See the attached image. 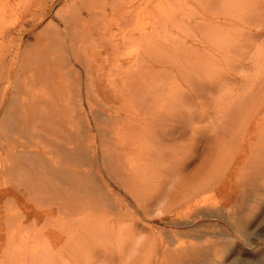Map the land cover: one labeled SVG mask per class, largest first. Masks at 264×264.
<instances>
[{
    "label": "bare ground",
    "instance_id": "bare-ground-1",
    "mask_svg": "<svg viewBox=\"0 0 264 264\" xmlns=\"http://www.w3.org/2000/svg\"><path fill=\"white\" fill-rule=\"evenodd\" d=\"M43 1L44 5L53 2V0H36L30 13H26V15H31V18L24 15V20L29 19L28 22L32 27L37 28L42 23L43 14L49 12L45 6H42L45 8L37 7L42 5ZM173 1L175 0H144V6L138 0H100V5L95 1H89L88 5L86 4L90 13L89 18L82 15L81 8L74 10L73 14L70 13L72 14L70 19L64 18L65 24L68 22V26L74 31L78 27L82 28L75 32V35L73 30V33L69 31L63 33L56 26L48 29V25L36 33L37 41L32 40L33 42L29 44H25L22 39L25 32L21 31L23 37L20 35L18 38L14 35L19 30L18 28H7V26L2 29L0 26V38H7L9 41L3 47L0 45V85H2L0 87V183L7 184L5 189L0 188V202L5 199L7 204V207L0 204V233H4L16 225H22L26 229L35 227L33 230L36 240L34 241L38 250L30 258L31 263L72 264L80 262L83 259L82 253L86 254L92 249L93 252L94 250H107L104 239H108L109 233L115 235H117L116 231L121 233L123 229L121 223L125 225L129 221L124 226L125 230L129 228L132 231L137 228L136 211L130 207L124 197L114 193L106 181L102 180V183L97 184L94 180L95 184L91 183L92 171L86 170L87 168L85 171H81L77 167L80 166L81 161L80 154L78 155V145L87 151V156L91 157V160L94 155L91 148V119L83 107L84 96L88 97L89 92H92L93 89L104 92L107 91L110 84L113 86L117 80L123 79L127 83L130 82L122 87L121 94L118 93L121 96L120 99L114 100L111 104L107 103V105L100 102L103 105L100 104L94 108L97 121L93 126L102 132L100 138L102 153L108 159V162H105L107 166L105 168L104 165V168L109 170L110 175L128 190L130 197L146 213H149L152 205L149 207V204L144 200L149 199L153 202L154 198L152 197L156 196L158 189V186H154L156 173L150 170L159 164L170 171L171 166L183 163V157L179 158L171 144L166 142L169 140H167L168 134L175 131L180 126V122L186 120L184 118L188 116L192 119V124L189 123L194 129L195 122L202 121L203 116L210 114L206 105L209 108L210 99L218 91L232 95L236 94L234 92L236 88L241 87L239 83L242 84V87L247 86L245 94L240 95L237 92V99L229 101L232 106L235 104V107L239 108V115L237 113L233 115L234 113L231 112L229 114V110L225 109L228 112H225L223 117L221 116L223 120L218 122V124L222 122L220 125L222 133H219L221 131L215 133V137L222 136L221 139H224V142L228 141L227 144H231L230 147L234 148L232 143H235L244 133L246 134L252 125L257 124L259 115L264 112V74L254 77L251 86L249 85L252 80L245 77L241 82L239 80L236 85L230 82L223 84L221 80L235 79V77H233L232 71L223 72L219 76V70L211 60V58L222 60L230 52L240 51L239 44L234 42L236 36L231 31L232 25L230 24H233L235 20L231 16H235L239 12L243 13L244 9H246L244 12H247V8L243 6L241 7L243 10L236 9L239 12L236 10L235 12L232 7L231 13L227 7L229 12H224V17L229 21L222 25L218 23L219 20L215 15L216 17H208L209 21L206 24V20H202L204 15L198 13L191 15L192 17H189V14L173 17L171 14L169 15ZM219 1L217 0V3ZM224 1L221 0L222 3ZM248 1L252 5L251 0ZM212 2L215 4V0H200L199 6L212 5ZM6 3L13 4L12 0H6ZM233 4L234 2L231 3V5ZM35 7L38 9H34ZM143 7L149 11L156 10V15H146L144 12L148 11ZM195 7L197 6H190L189 10L191 8L198 11L194 9ZM99 8H102L103 11H99ZM108 8L114 9L113 11L119 13V16L122 12L123 16L121 18L116 15L119 18L112 19L115 25L110 24L109 20L100 25L98 16L108 14ZM182 8L187 9L188 7ZM133 12H136L137 15L130 19ZM197 16L201 18L190 30L198 43L187 44V40L184 39L179 44L182 37L174 36V31L167 29L168 24L174 23V26L179 28L182 23L186 21L190 23ZM213 18H216V21H213ZM221 26L222 31L219 28ZM181 29L183 28L181 27ZM217 31L218 33H216ZM253 35L259 37L262 35V31L259 30ZM199 36L202 37L199 39ZM224 37L229 38L232 43L234 42L235 49L216 47ZM238 37L240 36L238 35L237 39ZM245 37L247 36L243 35V39H246ZM45 38H47L46 41ZM135 38L147 41V44L151 45L153 49L151 55L148 54L149 56L142 61L141 65L139 64L140 56L142 58L145 56L138 55L139 53L130 55L133 53L126 52L124 54L127 55H115L120 45L130 39L135 40ZM91 41H95L96 45H92ZM192 41L194 40L192 39ZM55 46L66 50L64 59L52 55V49ZM246 47L244 53L251 49L249 46ZM126 49L128 50V48ZM199 54L200 57L197 58L196 56ZM262 55H264V48L262 54L257 57ZM72 59L82 63L84 75L73 66ZM126 61L130 64L126 65ZM34 64L37 66H33ZM25 67L27 69L29 67L31 72L26 73L25 69L21 70ZM121 68L124 72H122L123 70L120 72ZM175 71H180V73ZM66 74L72 75L73 80L70 84L78 91L75 93L77 99L80 100V103L77 100L79 103L77 109L71 102L72 98L67 97L69 93L62 90L67 81L64 80ZM166 84H169L167 92L164 91ZM44 87L50 93H40ZM117 87L119 88V86ZM39 90L41 91L39 92ZM105 93L102 94L105 95ZM151 97L153 98L152 102L147 104L146 102ZM102 99L103 97L100 100ZM229 102L226 101L224 104ZM227 108L229 109V107ZM78 109V113L81 115L80 120H83L80 130L74 124L77 120L75 113ZM231 111L233 112V110ZM79 134L83 136L86 144L83 143V140L82 143L81 141L79 143L77 139ZM257 148L262 149L261 145ZM224 151L227 154L230 153L228 152L230 150L226 151L225 149ZM220 152L222 153V151ZM218 153L217 149L209 150L211 157L214 159L216 157V160L221 158ZM2 159L7 160V163L2 164ZM222 159L226 160H221L220 166L226 164L225 167L228 166V162H233V160L239 162L237 156L230 157L229 155ZM209 162L211 161L209 160ZM178 165L177 169L180 167ZM217 166L215 167L217 168ZM252 168L253 171H257L261 175L264 173L263 162L255 163ZM205 174L207 175L206 172ZM178 177L180 176L178 175ZM194 181L191 182L194 183ZM196 184L193 185L194 188H196ZM188 186L186 185L185 188ZM183 193L179 190L175 191L174 199H179ZM165 195H168V192ZM19 199L23 200L26 207L23 210L18 202ZM151 202L150 204H152ZM174 202L177 203V201ZM29 207L31 209H27ZM54 208L60 213L58 220L51 217ZM175 208L178 209V206ZM43 216L49 219L45 227L39 225V220ZM92 232H98L96 234L98 236L90 238ZM26 236L25 243L33 240L32 230L28 229ZM52 245L57 246L58 249L49 253L48 250ZM22 247L23 244L18 241L0 240L1 251L5 255H11V253L21 250ZM112 255L114 254L112 253ZM129 258L126 260L129 261ZM84 260L86 259L84 258ZM99 260H103V263L109 262L106 257H100L97 261ZM134 261L136 262L135 259Z\"/></svg>",
    "mask_w": 264,
    "mask_h": 264
},
{
    "label": "rangeland",
    "instance_id": "rangeland-1",
    "mask_svg": "<svg viewBox=\"0 0 264 264\" xmlns=\"http://www.w3.org/2000/svg\"><path fill=\"white\" fill-rule=\"evenodd\" d=\"M35 1L36 0H12L13 4L10 3V5H8L6 3V0H0V26L2 27V29L6 28L7 26V28H18L19 30L14 33L15 37L18 38L20 37V35L21 37H23L22 33H20L21 31L25 32L26 34L22 38L24 39L25 44L37 41L35 37L36 33L41 31L43 28L45 29V27H47L48 25V29L55 28L56 26L60 30V32L65 33V31H69L70 33L74 32L75 35V32L80 31L82 28L78 27L74 31V29L68 26V22L65 24L64 18L70 19V16L73 14L74 10H79V8L82 9V15L85 18H89L90 13L86 8V4L88 5L87 2L95 1L97 2L96 4L100 5V0H53V2H50L51 4L48 3V5H44L43 1V4L37 7H46L49 12L47 13L48 15L45 13L43 14L42 23L37 28H35V26L32 27L29 24V19H26L27 21L24 20L25 16L31 18V15H26V13H30L31 9L34 7L33 3ZM138 1L141 2L142 6H144V0ZM199 1L200 0H175L172 2L173 4L169 9V15L171 14V16L173 17L180 14H189V17H192L195 13H198L200 15H204V18L202 20H206V24L208 23L211 16L214 17L216 15L217 17H215L217 18V20H219L218 23H221L223 25L224 22L229 21L224 17V12H226L228 8L230 9L229 11L232 10V7L234 8V11L236 9L240 11L242 9L241 7L243 6L247 8V12H244V10L246 9H242L243 13H240L236 10L237 12H239V14L237 13L235 14V16H231V18L235 19L233 24H230L232 25L231 31H233L234 35L236 36V40L234 42L239 44L238 49H240V51L230 52V54L225 56V58L222 60L212 58L211 60L213 61L212 64L217 66V69L219 70V76H221L223 72L232 71L233 77H235L236 79L235 80L232 78H227L225 80H221L223 84L230 82L231 84L236 85L237 83H239V80L241 82L245 77L246 79L249 78V80H252V82L249 81V86H251V84H253L254 82V77H257L258 74L260 76L264 74V55L257 57L258 55L262 54V49L264 48V2H262V0H251V5L248 0H225L223 3L221 2V0L218 3L217 0H215V4L214 2H212V5L206 4V6L202 5L200 7ZM231 1L234 2L233 5H231V3H233ZM194 5L197 6L194 9H197L198 11H195L191 8L189 10V7H192ZM37 7H35L34 9H38ZM182 7L188 8L183 9ZM110 9L111 8L107 9L108 14H106L105 16H98L99 19H97L100 25L103 22H106V20H109L110 24L115 25L112 19H118L119 17L122 18V12L119 16V13L113 11L114 9ZM143 9L148 11L144 12L146 15H156V10L154 9L151 11L144 7ZM98 10L103 11L102 8H99ZM108 10L110 11L108 12ZM100 14H102V12H100ZM116 15L119 17H117ZM135 15H137V13L133 12L130 16V19H132V17H134ZM255 16H257L256 19H253L255 18ZM199 18L201 17L197 16L195 20L190 23L186 21L182 23L179 28L175 27L174 23H169L171 26L168 24L169 27H167V29H171L172 31H174V36L178 35L182 37L179 44H181V41L184 39L187 40V44H192L193 42L198 43L194 39V36L191 34L190 28L194 27L197 24L196 21H199ZM216 18H213V21H216ZM186 24H188V28L186 27ZM181 27L184 30L181 29ZM32 28L33 30H31ZM219 28L222 31V26ZM238 30L240 34L238 33ZM259 30L262 31V35L259 37L254 36L253 33L258 32ZM216 33H218V31ZM238 35L240 37H238L237 39ZM243 35L247 36L245 37L246 39H243ZM200 37L202 36H199V39ZM46 39L47 38H45L44 40L46 41ZM192 39L194 41H192ZM91 40H93V38H91ZM133 40L134 39H130L129 41L120 45L118 48L119 50H117L115 55H127L124 54L126 52L133 53L130 55L139 53L138 55L145 56L144 58L140 56L139 64L141 65L143 63L142 61H144L149 55H151V51L153 49L151 45L147 44V41H144L141 38H135L134 42H132ZM203 40L206 41V39ZM135 41H137L136 44ZM143 41L144 44L142 43ZM8 42L9 41L7 38H0V45H2V47L5 43ZM58 42H60V40H58ZM233 43L229 38L224 37L221 42L216 45V47L218 46L221 49H235V44ZM91 44L96 45V42L91 41ZM23 46L25 45L23 44ZM199 46L203 48V46ZM246 46L251 47V49L249 52L244 53L245 48H247ZM126 48H128V50ZM154 49H156V47H154ZM52 50L51 51L53 56H59L63 59L65 58L66 50L60 49V47L58 48L57 46H55ZM196 57L199 58L200 54ZM72 61L74 62H72L73 66H75L76 69H78L80 73L83 74L84 69L81 66L82 63H78L77 60L73 59ZM20 63L21 61L19 62V65ZM127 64L129 65L130 62L128 63L126 61V65ZM33 66L37 65L34 64ZM21 70L29 73L31 69L29 67L28 69L25 67ZM122 70L123 68H121L120 72ZM122 72H124V70ZM175 72L180 73V71ZM65 78L66 79L64 80L67 81L66 85L62 87V90L66 91V93H69L67 97L72 98L71 102H73L74 107H76L77 109L79 108L78 104L80 103V100L77 99L78 97L75 94L78 92L76 91L77 88L73 87V85L70 84L71 80H73V77L70 74H66ZM128 83L123 79L117 80V82H115L113 85L115 87L111 86L110 84L107 91L100 92V90L98 89H93L94 92H99L94 93L91 90L94 94L92 92H89L88 97L84 96L83 107L85 108V112L89 113V117L91 119V148L94 155L91 160V157L88 158L87 156V151H85L78 145L80 152H78V155L80 154L79 156L81 157V161L79 163L80 166L77 167L81 171H85L86 168V170L92 171V175L90 177L91 183L98 184L100 182L102 183V180L103 182L106 181V183L109 184L111 190L114 191V193H117L118 195L124 197L130 207L136 211V215L138 218L137 228L132 231H130L129 228H126L125 230L124 226H126V223L129 222L126 220L127 222L125 223V225L121 223V225L123 226L121 233L118 231H116L117 235L109 233L108 239H104L107 245V250H94V252L93 249L89 250L86 254L82 253L83 259H81L80 262H75L72 264H264V173L261 175L257 171H253L252 168L255 163H264V112L259 115L258 123L252 125L249 131H247L246 134H243L244 138L242 135L237 139L235 143H232V145H234V148L230 147L231 144H227L228 141L224 142V139H221L222 136L220 138L215 137V135L219 131H221L220 125L222 122L218 124L219 121L223 120L221 116L223 117V114L225 112H228L225 111V109L229 110V114L234 113L233 115H235V113H237L239 115V108H236L234 103L233 107L232 103L229 101L237 99V92L240 95L245 94L247 91V86L242 87V84L239 83L241 87L236 88L234 91L236 94L232 95H230L229 93L223 94L222 91H218L215 96L210 99V103L208 104L209 108L206 105V108L210 110V114H206V116H203L204 119L202 121L195 122L196 126L194 129L191 125L192 119L187 116L186 118H184L186 120L180 122V126L176 128L175 131H171L168 134L167 140H169H166V143L171 144V147H173V151L178 154L179 158L183 157V163H180V165L176 164V166H180L179 169H177L175 165L171 166L170 171L168 170L169 174L167 169H164L165 167H163V165L159 166V164L155 166V168L153 166V170H150L156 173V179L154 178L156 184H154V186H158V189H155L157 194L156 196L152 197L154 198L153 202L149 201V199H147V201L144 200L145 203L149 204V207L151 205L153 206L150 207L149 213H146L145 211L143 212V208L140 206L138 207L137 203H135V201L130 197V194L127 192L128 190H126V188L123 187L122 184L120 185V183H118L116 179H114L112 175H110L111 173L109 170L105 169L107 166V163L105 162H108V159L102 153V141L100 139L102 136V132L98 131L97 128L93 126V124H95V121H97V118L93 111L94 108L102 103L107 105V103L111 104L114 100H117L118 98L120 99V91L122 87L127 85ZM1 86L2 85H0V87ZM117 86H119V88L121 87L120 90ZM168 88L169 84H166L164 91L167 92L169 90ZM40 91L41 90H39V92ZM109 91L111 93H108ZM43 92H47L45 87L40 93ZM102 93H105V95H103ZM55 94L57 95L58 93ZM229 96H231L232 98ZM100 97H103L104 100H100ZM152 99L153 98L151 97L146 103L150 104L152 102ZM77 100L79 101V103L77 102ZM226 101L229 102L225 103L226 106L229 107V109L224 104V102ZM250 101L253 102V100ZM235 108L237 109V111ZM221 110L222 112H220ZM231 110H233V112ZM78 111L79 109L75 113L77 120L75 121L76 123L74 122V124L77 129L80 130L83 126V120H80L81 115H79ZM219 133H222V131ZM77 139L79 143L80 141L81 143L84 141L81 134L78 135ZM83 143L86 144L85 141ZM249 145L251 146L248 147ZM259 145H261L262 149L257 148ZM177 148L179 149L177 150ZM248 148H251V150H248ZM215 149H217V151H219L218 154L221 155V158L218 159L219 162L218 160H216V157L214 159V157H211V155L209 154V150ZM225 149L226 151L230 150L228 151L230 153L227 154V152L224 151ZM220 151H222V153ZM81 153L84 155H82ZM229 155L230 157L237 156L239 162L233 160V162L231 161L230 163H227L229 167H225L226 164L220 166L221 160H226L222 158H227ZM87 160L89 161L87 162ZM209 160L211 162H209ZM216 161L217 163H215ZM6 163L7 160L2 159V164ZM217 165L220 167H218ZM215 166H217V168ZM81 167L83 169H80ZM200 168L202 169L200 170ZM93 172H95V176L93 175ZM205 172L208 176L205 174ZM209 172L210 174H208ZM178 175L180 177H178ZM183 177H185L186 179ZM159 180H162L164 183ZM193 180H195L199 185H197L195 181L194 183H192ZM207 180L210 182V184ZM182 182L184 183L181 184ZM189 183L192 186H190ZM195 184L196 188H194L195 186H193ZM6 185L0 183V188L5 189ZM186 185L189 186L185 188ZM178 190L184 192L183 194L187 193L186 195L181 194L180 197L183 199H181L180 197L179 199H174L175 191ZM167 192L168 195H165L167 194ZM151 196L153 195L151 194ZM174 201H177V203H175ZM18 202L21 205L22 210L26 208L23 204L22 199H19ZM150 202L152 204H150ZM0 204L7 207L5 199L1 200ZM177 206L178 209L175 208ZM27 209H31V207ZM51 217L58 220L60 218L59 211L54 208L51 213ZM48 220L49 219H47L45 216L41 217L39 220V225L45 227L48 223ZM34 228L35 227L28 228L29 230H32L33 239L30 240L29 243H25V238L27 237L26 233L28 229H26V227L22 225L13 226L6 232L0 233V240L2 241H18L23 244L21 250L15 253H11V255H5L0 248V264H39L37 262L31 263L30 261V258H32L38 250L37 245H35L36 243L34 241L36 240L35 231L33 230ZM97 233L98 232H92L90 238L98 236L96 235ZM57 249V246L52 245L49 248L48 252L53 253V251H57ZM112 253L114 255H112ZM100 257L108 258L109 262L106 261L107 263H103V260L97 261ZM128 257H130L129 261H127ZM84 258L86 260H84ZM134 259L136 260V262L134 261Z\"/></svg>",
    "mask_w": 264,
    "mask_h": 264
}]
</instances>
